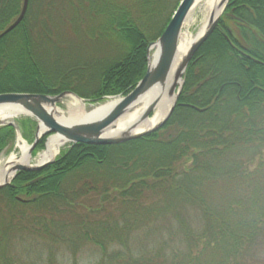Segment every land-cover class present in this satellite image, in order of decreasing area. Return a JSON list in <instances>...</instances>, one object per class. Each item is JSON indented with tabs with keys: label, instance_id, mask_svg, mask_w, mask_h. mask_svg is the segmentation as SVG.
<instances>
[{
	"label": "trees",
	"instance_id": "obj_1",
	"mask_svg": "<svg viewBox=\"0 0 264 264\" xmlns=\"http://www.w3.org/2000/svg\"><path fill=\"white\" fill-rule=\"evenodd\" d=\"M182 1L29 0L0 38V94L71 91L94 104L127 96ZM23 3L0 0V34ZM102 47L110 56H78ZM20 125L32 144L38 123ZM15 141L14 127H0V158ZM87 246L97 264L264 257V0H229L162 128L118 145L68 144L43 171L0 189V264H64L63 251L79 264Z\"/></svg>",
	"mask_w": 264,
	"mask_h": 264
},
{
	"label": "water",
	"instance_id": "obj_2",
	"mask_svg": "<svg viewBox=\"0 0 264 264\" xmlns=\"http://www.w3.org/2000/svg\"><path fill=\"white\" fill-rule=\"evenodd\" d=\"M197 0H183L180 4L178 10L176 11L174 17L172 18L170 24L155 43H152L148 49V69L144 78L137 84L136 88L127 96H117V97H106L104 99H112V106L109 111L100 119L92 122L80 123V124H61L55 118V109L63 105V101L75 97L76 99L82 101L88 106L96 105L94 102L96 100L84 99L76 95L71 91H65L58 95H41V94H29V93H7L0 94V107L8 106L15 107L20 110L25 111L28 115L27 117L34 119L37 123V130L35 140L32 144H29V154L33 155L39 142L45 136H60L67 144H85L90 146H111L126 143L132 140L140 139L148 134H151L160 128H162L172 116L179 95L181 93L184 84V75L188 68V65L196 53V51L201 47V45L209 38L217 27L219 20L224 15L229 0H223L220 7L223 8L222 13L218 16L212 14L208 22V28L205 34L193 45L191 48L184 65L182 67L183 71V83L180 86H175L171 90V94L177 95L175 104L166 116V118L155 128L141 133L134 134L132 131L136 129L140 124L150 119L157 102L152 103L143 113L140 120L133 125L132 131L120 136V137H105L104 133L112 127L120 118H122L127 112L131 111L136 103L141 97L147 94L153 87L158 84H162L169 71L171 69L179 37L183 31L184 24L191 13V10L195 6ZM29 6V0H24L21 14L19 17L2 33L0 38L6 34L13 31L19 24L24 20ZM153 46H158L160 49V55L158 61L154 66H151L150 51ZM98 104V103H97ZM203 111V110H201ZM10 125L16 129V136L20 134L19 125L13 122H7L5 124H0V127ZM44 132L40 135V131ZM56 159L49 161L42 165H27L21 164L14 167L15 176L21 172H40L53 164ZM12 180V181H13ZM11 182L0 184V189L7 187ZM38 181L36 179L34 182Z\"/></svg>",
	"mask_w": 264,
	"mask_h": 264
},
{
	"label": "bare ground",
	"instance_id": "obj_3",
	"mask_svg": "<svg viewBox=\"0 0 264 264\" xmlns=\"http://www.w3.org/2000/svg\"><path fill=\"white\" fill-rule=\"evenodd\" d=\"M200 0H197L196 4ZM223 0H209V11L216 16L222 13L223 8L220 7ZM194 6V7H195ZM193 7V9H194ZM192 9V10H193ZM191 10V11H192ZM190 16V14H189ZM188 16V18H189ZM187 18V20H188ZM186 20V21H187ZM208 28V22L203 23L199 31L194 34L191 31L181 33L178 41L176 54L165 81L153 87L147 94L139 99L135 107L120 118L112 127L104 133L105 137H120L132 131L135 125L145 112V110L154 102L157 105L150 116V119L140 124L132 133L137 134L158 126L168 115L173 105L175 104L177 95L171 94V90L175 86H180L183 83L182 67L184 62L193 47V45L205 34ZM151 66H154L158 61L160 49L158 46L151 48ZM112 99L104 103L88 106L75 97H70L63 101L65 108L58 106L55 109V118L61 124H80L92 122L102 118L111 108ZM28 114L15 107L1 106L0 107V124L13 122L16 119L27 116ZM44 130L40 131V135ZM67 146L65 140L53 135L48 138L46 149L37 157L29 154V144L21 134H19L16 150L9 155H3L0 158V184L11 182L15 176L14 167L16 165H42L52 161L59 156L61 151Z\"/></svg>",
	"mask_w": 264,
	"mask_h": 264
},
{
	"label": "rangeland",
	"instance_id": "obj_4",
	"mask_svg": "<svg viewBox=\"0 0 264 264\" xmlns=\"http://www.w3.org/2000/svg\"><path fill=\"white\" fill-rule=\"evenodd\" d=\"M211 13L209 11V0H200L196 6L194 7V9L191 11L190 16L188 18V20L185 22L184 24V28H183V32H187V31H191L192 33L196 34L199 29L201 28V26L203 25V23H207L209 22ZM74 50H72V52L76 51H81L79 48H72ZM100 49H96V51L91 52H85L83 51L81 54H79L78 56L81 57V59H91V58H103L106 56H110L111 50L108 47H102ZM95 50V49H94ZM150 56H151V52H150ZM108 99H105L102 103L106 102ZM97 105V104H96ZM61 108H65L64 105H60ZM29 117L24 116L22 118L16 119L15 122L19 125L20 127V134L22 135V137L24 138V140H26L28 142V144H30V142L25 139L24 135H23V130L21 128L20 122L22 120L28 119ZM36 136V134H35ZM49 138V137H48ZM47 138V140H48ZM17 139L18 137L16 136V141L14 144L10 145L8 149H6V151L2 154L3 155H9L12 152H14L16 150V143H17ZM47 140L45 142V147L43 148V151L46 149V143ZM41 152H38L35 157H37ZM1 156V157H2ZM27 247L33 248L31 247L29 244H27ZM35 252H39V254L35 253V256H42L43 259H46L48 256V251H41L42 248L38 247L35 248ZM79 258V264H97L98 260H99V254L96 251V248H94L93 246H87L83 249H81V254L78 255ZM59 261L64 263V264H71L72 263V257L69 255L68 252L63 251L60 255H59ZM257 264H264V257L261 258V260L257 263Z\"/></svg>",
	"mask_w": 264,
	"mask_h": 264
},
{
	"label": "flooded vegetation",
	"instance_id": "obj_5",
	"mask_svg": "<svg viewBox=\"0 0 264 264\" xmlns=\"http://www.w3.org/2000/svg\"><path fill=\"white\" fill-rule=\"evenodd\" d=\"M59 50H64V48H60ZM94 87H95L94 84H87L86 87L84 88V90L85 91H92Z\"/></svg>",
	"mask_w": 264,
	"mask_h": 264
}]
</instances>
